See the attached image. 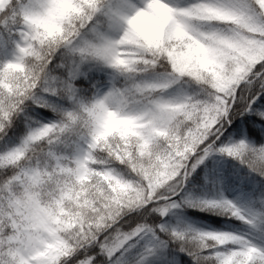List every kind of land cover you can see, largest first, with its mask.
<instances>
[{"label": "snow or ice", "instance_id": "6c2138e0", "mask_svg": "<svg viewBox=\"0 0 264 264\" xmlns=\"http://www.w3.org/2000/svg\"><path fill=\"white\" fill-rule=\"evenodd\" d=\"M8 4L16 7L11 15L0 17V47L11 50L0 58V81H4L0 84V138L10 128L19 130L16 118L21 113L26 130L19 143L0 149V169L10 173L0 184V264H37L21 241L11 187L28 175H39L46 166L70 161L74 146H79L76 158L80 160L90 158L93 152L104 154L98 166L110 181L115 178L113 187L123 186L125 177L120 169L127 168V176L141 179L142 194L118 196L108 190L97 194L95 203L82 215L66 253L50 264H63L69 258L75 264H149L148 258L165 250L169 241L186 254L185 264L187 257L192 264H264V242L253 238L252 232L191 223L178 226L163 219L170 210L191 206L238 217L251 229L264 233V181L248 207L223 192L207 196L185 187L192 170L212 153H224L247 163L250 172L264 177L259 168L264 165V53L249 54L238 83L214 89L201 98L202 89L191 88L187 80H182L183 67L157 71L155 56L141 60L142 67L119 63L117 49L123 45L109 33L120 31L127 37L129 26L141 13L151 14L154 6L150 0H82L74 18L78 23L58 37L43 41L42 48L34 46L36 33L29 20L38 7H50L48 0H4L0 12ZM162 4L169 6L174 19L191 21L198 27L211 28L213 18L218 16H244L251 22V44L264 48V0H162ZM89 24L95 39H87L81 32ZM61 45L70 53L59 62L67 69L63 76L52 70L57 66L54 57ZM90 57L113 71L107 87L95 89L91 100H85L74 77ZM26 59L32 61L30 66L10 79L13 69L24 65ZM192 79L196 84L204 82L200 73H193ZM170 90L175 91V97L167 96ZM32 105L50 109L55 118L36 119L25 112L34 111ZM180 106L196 113L195 123L184 131L172 123L171 110ZM99 124L106 131H100ZM242 126L247 127V135L241 134ZM232 131L237 134L235 138L229 136ZM105 135L108 138L98 143ZM188 136H192L190 142ZM158 140L165 148L153 162L152 148ZM20 152L24 156L15 159ZM161 165L171 167L167 175L157 179ZM232 171L224 166L228 182L234 179ZM5 197L7 204L3 203ZM210 235L224 242L209 244ZM133 245H138V251L126 257L124 253Z\"/></svg>", "mask_w": 264, "mask_h": 264}, {"label": "clouds", "instance_id": "9594fccd", "mask_svg": "<svg viewBox=\"0 0 264 264\" xmlns=\"http://www.w3.org/2000/svg\"><path fill=\"white\" fill-rule=\"evenodd\" d=\"M19 0H17V3ZM50 7L37 8L29 24L36 33L35 47H43V41H50L67 31L78 14V5L82 0H48ZM153 10L141 13L136 23L129 26L128 36L124 37L120 31L110 32L112 39L123 46L117 49L118 59L122 66L135 65L142 67L139 62L146 57L157 58L156 70L171 71L184 68L182 80L189 82V87L202 89L201 98L207 97L216 90L230 87L238 83L244 69L247 67L248 56L253 51L264 53V48H255L251 44L248 33L251 31L250 20L244 16L226 15L214 17L211 28L198 27L191 21L174 19L168 5L162 0H150ZM0 7H4V0H0ZM15 4H8L7 9L0 12V17L12 14ZM19 19V17H17ZM91 25L82 27L81 32L87 39H95V33L89 31ZM228 41V42H226ZM70 55L69 50L61 45L57 51ZM95 62L107 66L101 60L90 57L84 62ZM31 60H25L24 65L13 69L10 79H15L17 73H22ZM243 65V67H241ZM0 71L3 68L0 67ZM193 73H200L204 82L196 84ZM4 84V81H0ZM193 88V87H191ZM168 97H175V91L170 90ZM91 100V95L84 96ZM135 107L136 105L130 104ZM172 123L181 131L193 126L196 113L184 106L173 107ZM100 131H106L103 124L98 125ZM39 135H46L40 132ZM108 137L101 136L99 142ZM192 136L187 137L191 141ZM165 145L157 141L152 148L154 160L164 151ZM73 156L61 166L51 164L43 168L39 175H28L19 184L10 189L13 211L19 217V232L21 241L29 248V255L37 264H50L54 258L66 253L70 241L74 237L77 226L86 208L95 203L94 197L105 190L113 195L128 196L141 195L142 181L139 177L127 176V168H121V175L125 177L123 186L115 184V178L105 175L99 164L105 159L101 152H93L91 157L83 160L76 158L79 146H74ZM24 153H17L19 160ZM240 164L249 168L247 163ZM27 163V161H23ZM171 165H161L157 179L167 175V168ZM264 171V165L259 166ZM175 173H171L174 175ZM257 174H259L257 172ZM10 175L8 170L0 169V184ZM8 203L7 197L3 201ZM191 207V206H189ZM224 241L218 236L210 235L209 244H219ZM63 264H75L67 259Z\"/></svg>", "mask_w": 264, "mask_h": 264}, {"label": "trees", "instance_id": "16d2710c", "mask_svg": "<svg viewBox=\"0 0 264 264\" xmlns=\"http://www.w3.org/2000/svg\"><path fill=\"white\" fill-rule=\"evenodd\" d=\"M67 55L61 51H57V55L54 57V60L57 62V66L53 68L52 70L59 75L63 76L66 74L67 69L65 67L60 66V61L66 60ZM113 70L109 69L105 65H101L95 62H83L80 65L78 73L74 77V83L76 84L78 90L82 93L84 96L90 95L93 84L96 85L109 81L110 80V73H112ZM191 87H195V85H192ZM66 103V101H63ZM31 109L34 111H31L29 109H25V112H27L29 115H35L36 119H53L55 118V113H53L48 108H40L36 105H32ZM250 114V113H248ZM246 114V115H248ZM18 121V129L17 131L13 132V129L10 128L8 134L0 138V149L4 148L6 144L10 146L14 141H20L21 136L23 132L26 130L25 128V115L24 113H21L17 118ZM16 121H14V124ZM256 127H259V125H256ZM243 130L247 131L246 126L241 127V132ZM235 131H232L229 133V136H232V133ZM249 139L255 140V137H248ZM227 139V137H225ZM215 154L212 153L208 157L205 158V160H209L215 157ZM204 160V161H205ZM204 161H202L199 165H197V168L192 170L191 176H189L188 181L193 179L191 182V185L195 188H201V173ZM235 166L232 168V175L234 177L233 181L231 183H236L238 181L239 176H244L246 178H250L254 184L247 185L246 189L250 191H255V193H258L260 190V182L264 181V177L258 176L257 173L250 172V170L246 169L245 166L239 163V161L233 162ZM207 194H212L209 190H206ZM170 224H175L178 226H182L185 223H191L197 226L202 227H211L215 229H227L232 231H239V232H252L253 236H262L264 233L259 232L257 230L251 229L250 226L240 220L238 217L234 216H221L217 213L213 212H206L202 211L198 208H192V207H183L178 209L170 210L165 217L163 218ZM150 222V221H149ZM251 229V230H250ZM133 250V251H132ZM138 251V245H133L131 249L128 250V252L124 253L126 257L131 258V254ZM185 253L178 250V248L172 247V242H168V246L165 250H162L159 254L154 255L153 257H149V264H185L184 257ZM187 264H192L191 257H187Z\"/></svg>", "mask_w": 264, "mask_h": 264}, {"label": "rangeland", "instance_id": "374dc122", "mask_svg": "<svg viewBox=\"0 0 264 264\" xmlns=\"http://www.w3.org/2000/svg\"><path fill=\"white\" fill-rule=\"evenodd\" d=\"M10 49H4L0 47V58H3L4 55L10 54ZM109 81L104 82L102 84L97 85L95 88L92 89L90 95L92 94L95 89H101L107 87ZM64 103L63 101H61ZM45 120V119H39ZM242 135H247V131L243 130L241 132ZM236 132L232 133V137H236ZM19 143L18 141H14L11 145ZM10 145V146H11ZM3 149V148H2ZM236 160L233 159L231 156L224 154V153H217L215 157L209 160H205L202 168L201 173V188L195 189L191 182L193 179L187 181L185 187L189 191H195L203 195L207 196H215L220 192L231 199H234L239 203L242 207H248L250 204L253 203V197L257 194L255 191H250L245 187V181H247V185L254 184L250 178H246L244 176H239L238 181L236 183L228 182L227 177L224 175V166H230L234 168L235 166L233 162ZM206 190H209L212 194H207ZM258 203V201H257ZM251 230V229H250ZM256 238L258 242H264V235L262 236H253ZM133 251V250H132Z\"/></svg>", "mask_w": 264, "mask_h": 264}]
</instances>
